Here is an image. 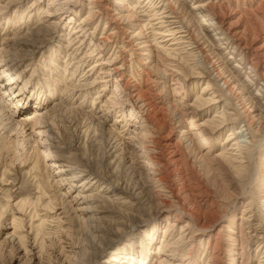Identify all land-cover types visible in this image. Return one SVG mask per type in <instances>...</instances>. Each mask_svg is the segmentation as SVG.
Returning a JSON list of instances; mask_svg holds the SVG:
<instances>
[{"label":"rangeland","instance_id":"1","mask_svg":"<svg viewBox=\"0 0 264 264\" xmlns=\"http://www.w3.org/2000/svg\"><path fill=\"white\" fill-rule=\"evenodd\" d=\"M263 3L0 0V264H264Z\"/></svg>","mask_w":264,"mask_h":264},{"label":"bare ground","instance_id":"2","mask_svg":"<svg viewBox=\"0 0 264 264\" xmlns=\"http://www.w3.org/2000/svg\"><path fill=\"white\" fill-rule=\"evenodd\" d=\"M92 1V0H91ZM197 1H194V5H193V7H191L193 10L195 9V10H199L197 13V15H198V17H200L202 20H205V26L206 27H208V30H207V32H209L210 31V27H213L212 28V30H215V29H219L218 30V32L216 31L215 32V34L216 35H218L217 37H216V39H218V40H224L225 39V35L226 34H224L225 32H223L221 29H220V27L219 26H215V24L217 25V24H219V25H221V23L219 22V21H216L215 19H213L215 16H217V14H213L212 13V10H211V6L210 5H208L207 3H200V2H197ZM203 2V1H202ZM117 3H119V2H117ZM262 3V1L260 2V3H258V4H261ZM196 4V5H195ZM257 4V5H258ZM264 4V3H263ZM123 4H120L119 3V6L118 7H121ZM260 6V5H259ZM262 6V5H261ZM264 6V5H263ZM262 6V7H263ZM213 7V6H212ZM122 8V7H121ZM253 9V8H252ZM260 9V8H259ZM91 10V9H90ZM211 10V11H210ZM261 10V9H260ZM263 10H264V8H263ZM92 11V10H91ZM206 12V13H203V12ZM156 12H157V10H156ZM209 12H211L210 14H209ZM256 12V11H255ZM199 13H201V14H199ZM258 13V12H257ZM160 14V13H159ZM211 14H213L212 16H209V15H211ZM261 14V13H260ZM164 15V14H163ZM197 15H196V17H197ZM163 18V17H162ZM223 18V17H222ZM221 18V19H222ZM224 19V18H223ZM84 20V19H83ZM181 20V19H180ZM161 21V20H160ZM177 22V21H176ZM222 22V21H221ZM173 23H174V21H173ZM223 23V22H222ZM165 24V23H164ZM163 24V25H164ZM172 25V24H171ZM180 25V24H179ZM227 25V24H226ZM176 27H178L177 25H173V28H176ZM227 27V26H226ZM230 27V26H229ZM171 28V27H170ZM224 28V27H223ZM179 29V28H178ZM230 29V28H229ZM228 29V30H229ZM166 30H168V29H166ZM162 31V30H161ZM170 31H173V30H169L168 32H170ZM178 31V30H177ZM182 31V30H181ZM157 32V31H156ZM167 32V31H166ZM167 32V33H168ZM235 32V31H234ZM262 32V31H261ZM174 33V32H173ZM161 34V33H160ZM231 34V33H230ZM259 34V33H258ZM185 35V34H184ZM228 35H229V33H228ZM232 35H233V32H232ZM264 35V34H263ZM258 36V35H257ZM237 38V37H236ZM238 38H240V36L238 37ZM258 39V38H257ZM173 42H176V43H178V42H180L179 40H178V38H173ZM241 40V39H240ZM240 40H238L239 41V43H236L235 44V47H238L240 44H241V42H240ZM242 41V40H241ZM247 42V41H246ZM252 42V41H251ZM234 43V42H233ZM253 43V42H252ZM246 44V43H245ZM248 44V43H247ZM242 45H243V43H242ZM249 45V44H248ZM251 45V44H250ZM234 46V45H233ZM253 46V45H252ZM234 47V48H235ZM260 48V47H259ZM197 49V48H196ZM252 49H256V48H252ZM258 50V49H257ZM262 50V49H261ZM194 52V50H190L189 51V53L187 54V56H190V55H192V54H194L193 53ZM197 52V51H196ZM232 53H235V51L234 50H232ZM257 53V52H256ZM255 54V53H254ZM258 54V53H257ZM256 54V55H257ZM200 55H203V53L202 54H200ZM199 54L197 55V54H194V58H196V57H198V61L199 62H203L202 61V59L200 60V58L202 57V56H200ZM259 55V54H258ZM257 55V56H258ZM205 56V55H204ZM262 56V55H261ZM260 56V57H261ZM231 57V56H230ZM263 57V56H262ZM250 59V58H249ZM249 59H247L246 61H247V63L246 64H249L250 66H252L253 67V62H252V60H249ZM254 59V58H253ZM206 60V59H205ZM205 60H204V62H205ZM257 60V59H256ZM258 60H259V58H258ZM197 61V60H196ZM195 61V62H196ZM197 61V62H198ZM255 61V60H254ZM262 61H263V59H262ZM203 62V63H204ZM259 62V61H258ZM243 63V62H242ZM241 63V64H242ZM264 63V62H263ZM254 64H256V63H254ZM191 67V70H190V72H196V73H201V71H200V68L203 66V64L202 65H200V63H196V64H192V65H190ZM255 66H258V63H257V65H255ZM254 66V67H255ZM240 66H239V64H237L236 63V65H235V68H239ZM250 68V67H249ZM264 74V73H263ZM149 75V74H148ZM218 78L220 77L221 78V75H219V76H217ZM261 77H264V75L263 76H261ZM150 79V78H149ZM147 80H148V76H147ZM221 80V79H220ZM249 80V79H248ZM247 80V81H248ZM262 80L264 81V78H262ZM216 81V80H215ZM246 81V80H245ZM80 82V81H79ZM79 82H77V83H79ZM80 84V83H79ZM78 84V85H79ZM84 84H86V83H84ZM223 84L226 86V87H228V82L227 81H223ZM76 85V84H75ZM72 86V85H71ZM83 87V86H82ZM69 88V87H68ZM228 89H229V87H228ZM231 89V88H230ZM81 90H83V88H80V87H72V88H70V89H67L66 90V94L68 95V96H72V95H74V94H76V93H78L79 91H81ZM138 90V89H137ZM259 90H261L260 88H259ZM78 91V92H77ZM231 92V91H230ZM131 95V94H130ZM139 95V94H138ZM65 99H67V97L65 98ZM54 104V103H53ZM78 109V108H77ZM37 112V111H36ZM81 112V111H80ZM40 114V113H39ZM42 114V113H41ZM40 114V115H41ZM42 115H44L45 117H47V113H43ZM26 118V117H25ZM45 119V118H44ZM33 120V119H32ZM37 123V122H36ZM104 127V126H103ZM247 129H249V125H247ZM244 132L243 131H241V128H239V129H237L235 132H233V134L235 135L233 138H235V140H234V142L232 143V144H235V145H237V146H240V143L241 142H250V141H248L247 139H246V135H244L243 134ZM232 134V133H231ZM243 137V138H242ZM111 143V142H110ZM167 143V142H166ZM165 143V144H166ZM52 149H51V145L48 147V151H51ZM115 152V151H114ZM51 155H52V158L54 157V158H57L58 157V155H57V157H55V153L53 152V151H51ZM222 155H223V153H222ZM62 156H60V158H61ZM63 157H64V155H63ZM114 157V156H113ZM104 158V157H103ZM44 159V158H43ZM66 158H62V160H65ZM95 160V159H94ZM53 161H56L55 159L53 160ZM68 161V160H67ZM66 161V162H67ZM155 162H158V161H155ZM55 163V162H54ZM57 163V162H56ZM60 163H61V161H60ZM69 163V162H68ZM68 163H66V164H68ZM74 163V162H73ZM72 163V164H73ZM59 164V163H58ZM55 164L54 166H60V171L61 172H64V171H68V170H73V168L71 169L70 167H69V165H61V164ZM70 164V163H69ZM71 164V165H72ZM151 164V163H150ZM158 164V163H157ZM159 164H162V163H160L159 162ZM64 166H67L66 168L64 167ZM73 173H75V171H72ZM77 175L76 174H72V177L70 178V180L72 181L75 177H76ZM158 177V176H157ZM162 177V176H161ZM161 177H160V179H161ZM159 178V177H158ZM164 178V177H163ZM162 178V179H163ZM94 179V178H93ZM156 179V178H155ZM155 179H153V180H155ZM144 180V179H143ZM158 180V179H157ZM74 181V180H73ZM81 181V180H80ZM163 181V180H162ZM161 181V182H162ZM88 182V181H87ZM96 182H98V180H93V182L92 183H96ZM153 182V181H152ZM160 182V183H161ZM86 183V179L84 178V179H82V181L80 182V184H79V186H85L84 184ZM157 183V182H156ZM172 183V182H171ZM143 185V184H142ZM170 186V185H169ZM89 188V187H88ZM104 191H102L103 193H108L109 191H112L111 189H109V186L108 187H106V186H104ZM107 188V189H106ZM142 188L143 187H141L139 190H138V192L139 193H137L138 195L139 194H141L142 192ZM81 189V188H80ZM130 189V188H129ZM79 191H82V189L81 190H79ZM123 192L125 193L126 191H124L123 190ZM130 193V192H129ZM133 194L135 195L136 194V192H133ZM76 195V194H75ZM92 195V194H91ZM99 195V197L100 196H103L104 194H98ZM132 195V194H131ZM96 196V195H95ZM120 196V195H119ZM83 197V196H82ZM81 197V198H82ZM86 197V196H85ZM91 197H93V196H91ZM98 197V196H97ZM84 198V197H83ZM137 199V198H136ZM138 199H139V197H138ZM264 206V205H263ZM83 208V207H82ZM87 209V208H86ZM84 210V209H83ZM90 216V215H89ZM263 223H264V219H263V221H262ZM187 225V224H186ZM93 227V226H92ZM99 228V227H98ZM200 228V227H199ZM96 230V229H95ZM98 230V229H97ZM37 237V236H36ZM149 245V244H148ZM150 246V245H149ZM35 248V247H34ZM27 251V250H26ZM123 253V254H122ZM134 254H133V252H131V253H125V252H121V254H119V255H117V256H115L112 260H111V257H109L110 258V261L111 262H114V263H116V264H133V260H136V258L133 256ZM139 260H136L137 261V264H147L148 263V259H149V255H143V254H141L140 255V258H138ZM110 261H107L108 263L110 262ZM110 262V263H111ZM76 263V262H75Z\"/></svg>","mask_w":264,"mask_h":264}]
</instances>
